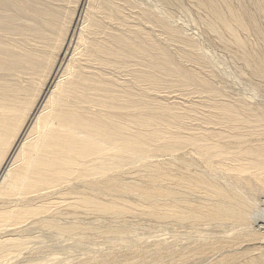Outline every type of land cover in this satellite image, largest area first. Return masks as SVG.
I'll return each instance as SVG.
<instances>
[{
	"label": "bare ground",
	"instance_id": "bare-ground-1",
	"mask_svg": "<svg viewBox=\"0 0 264 264\" xmlns=\"http://www.w3.org/2000/svg\"><path fill=\"white\" fill-rule=\"evenodd\" d=\"M197 2L208 30L224 29L264 77V50L239 35L256 25L250 7ZM255 7L261 16L264 0ZM158 10L0 0V264L46 263L29 252L44 227L68 238L57 246L73 264H264V105L228 97L199 41ZM109 214L119 222L92 225ZM135 215L183 235L152 252L116 244L137 231L124 219ZM93 229L110 249L137 247L77 252L72 240Z\"/></svg>",
	"mask_w": 264,
	"mask_h": 264
},
{
	"label": "rangeland",
	"instance_id": "rangeland-1",
	"mask_svg": "<svg viewBox=\"0 0 264 264\" xmlns=\"http://www.w3.org/2000/svg\"><path fill=\"white\" fill-rule=\"evenodd\" d=\"M145 1L150 3L156 10H158L157 8H159L158 11L162 12V10H163V12H162L163 14L171 16L170 20L173 23V25H175V27H180V28L182 27L183 29L182 28L181 29L185 32V34H188L189 36L195 38V40L199 41V43L201 44L200 46L203 48V50H201V52H204L210 59L213 60V61L212 60L211 61L214 62L211 65L212 69L210 67L209 68L211 70H213V72H214L213 68H215L214 79H213L215 84L218 85V86L220 85V86L225 87L226 90H225V88L222 89V90H224L223 92L225 94H226V91L228 92L227 93L228 97H230L232 95L236 96V94L239 95L238 97H242V96L243 97L244 96L247 97L248 96L249 98L247 97V99H249V100L252 99V100H250L251 102L257 104L258 101L259 102L261 101L260 103L264 105V77L261 76V75H258V73L255 74L256 73V68L252 66V63H247L246 64V61H244L245 59H244L243 55H241V57H240V54L244 53V50L239 48L238 45H235L236 43L233 42V40L230 37V35L224 29L222 30V28H220L219 32L218 31L208 30V27H206V25H204V24H206V22L204 23V21L209 20L208 17L210 15H209L208 11H206L205 9H201L202 7L199 6L197 0H177V1L175 0V1L170 2V3L164 2L162 0L161 1L160 0H145ZM237 1L238 0H234V3L236 2L235 4H238ZM239 1H240L239 5H242V2L244 3V5H248V8L250 7L251 11H253L255 16H256V25L255 26H249L253 30L248 27L250 29V31H249V29L246 30L247 32L246 31L245 32L241 31L239 33V35L242 36V37L245 36L244 38L248 39L249 45H250L249 46L250 50H254V51H255V49H259V51H260V49L264 50V45H263V41H264V37H263L264 36V13H262L261 16H259L260 12H258L256 10V7H255V1H257V0H255V1L253 0L254 2L252 0H251V2H249L250 0H242V2H241V0H239ZM249 3H251V4H249ZM169 12H170L171 15L169 14ZM258 13H259V15H257ZM255 27L258 28V29L256 30ZM216 32H217V34H216ZM258 33H261V34H258ZM259 36H261V38H263V40L260 39ZM261 52L264 53V51H261ZM191 65L194 66V63H191ZM193 66H192V68H195L196 70L197 69L200 70L202 72L201 75H203V76L205 74L207 75L209 73V70H210L209 68H206V69L202 70V68L199 67L197 64L194 67ZM217 70H218V72H217ZM215 76H216V78H215ZM215 80L217 81L218 84L216 83ZM223 87H221V88H223ZM229 92L231 93L230 95H229ZM240 95H242V96H240ZM250 96H253L254 99L252 97H250ZM259 102H258V104H260ZM104 217H105V219L104 218L102 219V221L104 220L103 222L102 221L100 222L99 220H97V221L95 220V222H92V223H94L92 225H94L96 227L98 225V227H101L103 223L104 224L107 223L106 222L107 220H108V223L112 222V221L114 223H118L119 222L118 220L114 219L112 214H109V217L107 215L108 218H106V216H104ZM131 217H132V219H130ZM124 219H126V221L128 223L130 222V225L133 223V225H136V227L139 228V229L136 228L137 231H134V233H132L131 236L129 234V236H130L129 238H124V239H120L119 238L120 240L118 241V239H117L115 241V243L116 244H120V243L121 244H125V243L129 244L130 243L131 245H136L137 244L138 247H140V248L141 247L144 248V246H145L144 249H146L148 252H152V249L154 248L153 244L156 241L161 240L162 238L163 239L167 238L166 242H167V240L171 242L172 239H173L172 236H174L175 234L180 236V235H183L182 232H184V229H183L184 227H181L177 231H174L172 229V227H173L172 224H170L171 222L169 223L170 220L166 221L168 219L160 221L161 223L159 222V224L156 221V219H154V218L151 219L149 216H147V217H145V216H139L138 217L137 215H135V216H126ZM146 219H147V221H146ZM115 221H118V222H115ZM96 222H99L100 224L96 223ZM161 227H162V229L159 232V229ZM31 228L33 229L31 232L32 233L34 232L33 233L34 235L38 234L39 238H41L42 235H44L41 238V240H43V242H42V244H40V246L38 244H35L34 246L31 244L32 248L34 247L33 249L30 248L31 250H29V252H31L32 256L35 253L37 254L36 250L39 249V251H41L40 252L41 255L43 253V258L46 259V263H44V264H48V263L49 264H66V261H67V264H73L74 263V260H73V257H72L73 256L72 255L73 252H71L69 249L64 251L60 246H57V245H59V243L63 239H64L63 241L66 240L65 244L68 243L67 242L68 238L65 235H64V237L62 239L59 236H57L56 233L53 232L55 234L54 235L51 230H49L50 231V233H49L48 229L45 228V227L44 228H37V230H36L37 232L34 230L36 227L35 228L31 227ZM152 228L153 229L155 228V230H153ZM156 228L158 229V231L156 230ZM170 228L173 230V232H171L172 230H170ZM147 229L149 231H147ZM90 230H89V232L87 231L86 236L78 237V238L74 239L75 242L72 240V243H75V246H77L76 248H78L77 250L75 249L77 252H81L82 250H83L82 252H133V249L137 247V246H133L132 249L130 248L128 250L127 248L126 249L125 248H119V246L116 245V247H113L112 249H110V247H109L110 243L108 242V239L105 236L103 237V236H101L99 234L96 235L97 229H95V230L93 229L91 231L92 233H90ZM93 231H95V232H93ZM150 231H152V232L153 231H157V234H156V232L151 234L152 232L150 233ZM144 232H146V233H144ZM47 233L50 234V235H48ZM159 234H161V235L163 234V235L161 236ZM134 236H136V237H134ZM191 236H195V234H192ZM57 237H59V240L57 239ZM79 238H82V239H80V241H78ZM141 238H142V241H141ZM93 239H96V240H93ZM126 239H127V241H126ZM143 239H146V240H144L145 242L143 241ZM156 239H158V240H156ZM57 240H58V242H56ZM68 241H69V243H71V240H68ZM91 242L93 243V245H90ZM151 243H153V244L151 245ZM46 244L48 246H46ZM62 244H64V243H62ZM139 244L143 245V246H140ZM53 245L58 247V250H57L58 252H55L56 251V247L53 246ZM44 246L47 249L46 248L43 249L42 247H44ZM35 247H37V248H35ZM102 248H103V250H101ZM142 248H141V251L143 250ZM149 248H150V250H148ZM85 249H87V250L85 251ZM92 249H93V251H92ZM25 251L20 256V259H22L21 257H24V255L26 253L27 254L29 253V252H27V251L25 252ZM147 251L144 250L143 252H147ZM36 254L34 256H37ZM15 256L16 255H14L13 257H15ZM53 256L55 258H57L59 256V258L57 260L55 259L56 262L53 261L54 258H51ZM64 256H65V258H64ZM67 257H68V259H67ZM13 260H16V258L12 259L11 261H13Z\"/></svg>",
	"mask_w": 264,
	"mask_h": 264
}]
</instances>
